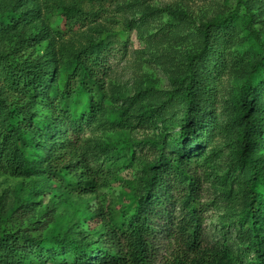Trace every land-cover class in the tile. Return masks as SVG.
Here are the masks:
<instances>
[{"label": "rangeland", "instance_id": "374dc122", "mask_svg": "<svg viewBox=\"0 0 264 264\" xmlns=\"http://www.w3.org/2000/svg\"><path fill=\"white\" fill-rule=\"evenodd\" d=\"M71 6L88 13L97 12L98 16L93 22L68 24L64 11ZM0 7L33 11L24 30L42 33L39 42L26 49L16 48L18 32L13 31L0 38V54L14 61L43 57L46 76L52 85L44 99L64 88L73 68V56L79 50L102 39L114 44L106 62V113L80 132L76 148L68 145L64 162L58 167L61 175L69 178L74 177L70 169L76 167L75 174L87 175L97 184L96 191L82 192L66 186L60 177L47 178L42 174L24 177L0 171V234L11 212L25 206L31 209L25 219L26 226L49 221L43 233L47 240L62 236L74 227H77V236L81 237L80 232H84L98 239L103 220L100 222L95 216L87 222L82 216L100 213L105 217L122 211L142 188L147 162L153 156L147 140H161L164 136L167 144L179 140L180 125L185 123L187 111L181 96L188 82L185 81L188 61L203 53L205 41L210 43L211 33L217 34L218 29L208 26L217 19L230 20V15L236 13L234 30L237 34L229 42L224 67L217 77L215 100L209 109L216 121V134L203 147L205 154L201 160L206 167L199 172L204 179L203 202L210 204L206 212V232L213 241L220 239L224 220L239 211L246 186L236 164L242 139V126L235 121L236 98L248 74L252 70L258 74L259 69L254 65L264 62L261 52L264 0H0ZM205 31L209 36L204 37ZM207 54L204 52L202 60ZM202 63L194 69L197 71ZM251 81L254 82V78ZM258 92L253 89L248 95L253 113L264 106ZM1 97L7 103L16 104L30 100L22 98L2 80ZM32 113L39 118L52 115L37 101L32 104ZM261 123L264 125V116ZM205 128L201 125L193 130V136L183 139L184 147L201 148L202 139L206 141ZM67 131V127L61 125L58 137L64 139ZM262 153L264 144L255 157ZM33 191H37L34 196ZM26 257L24 264H77L71 256L65 261L46 254L40 260L29 252ZM86 264L96 262L91 260Z\"/></svg>", "mask_w": 264, "mask_h": 264}, {"label": "trees", "instance_id": "16d2710c", "mask_svg": "<svg viewBox=\"0 0 264 264\" xmlns=\"http://www.w3.org/2000/svg\"><path fill=\"white\" fill-rule=\"evenodd\" d=\"M32 14L30 9L4 10L0 7V38L17 31L16 48L35 46L43 34L24 30ZM64 15L68 24L93 22L98 16L97 12H84L77 6L66 8ZM230 16V20L217 19L208 26L218 29L217 34L211 33L210 43L205 41L203 53L187 63L189 72L185 81L188 82L181 96L187 111L185 123L180 125L179 140L168 144L166 136L161 140H147L153 156L147 162L142 188L122 211L105 217L100 213L82 216L87 222L95 216L100 222L103 220L99 238L93 239L91 234L84 232H80L82 236L79 237L74 227L62 236L47 240L43 233L49 221L26 226L25 219L31 209L18 207L7 217L0 234V264H24L29 252L40 260L46 254L65 261L71 256L77 264L91 260L96 264H264V153L255 157L264 144L261 123L264 106L253 113V103L248 97L257 89L264 101L263 61L254 65L259 69L258 74L255 75L254 70L248 74L236 98L235 121L242 126L236 164L246 183L239 211L224 220L223 234L217 241L206 232V212L210 204L203 202L204 179L199 172L206 167L201 160L205 154L203 147L216 134V121L209 109L215 100L214 91L218 89L217 77L224 67L229 42L237 34L234 30L236 13ZM203 34L209 36L208 31ZM112 48V42L102 39L79 50L73 56V68L64 88L46 99L43 96L50 92L52 85L46 76L43 57L14 61L0 54V80L22 98L30 99L16 104L0 98V171L24 177L39 174L47 178L60 177L66 186L82 192L96 191L97 184L87 175L75 174L76 167L70 169L73 178L61 175L58 167L64 162L68 145L76 148L80 132L106 113V62ZM204 52L208 54L202 60ZM261 52L264 59V40ZM201 61L196 71L194 68ZM35 101L48 108L52 115L46 118L34 115L32 104ZM61 125L68 130L64 139L58 137ZM201 125L206 127L204 145L194 149L184 147L182 140L193 136V130ZM35 193L37 191H33L32 196Z\"/></svg>", "mask_w": 264, "mask_h": 264}]
</instances>
